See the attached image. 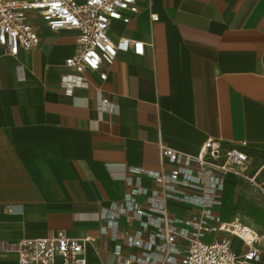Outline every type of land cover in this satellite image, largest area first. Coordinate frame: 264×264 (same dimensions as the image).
<instances>
[{
  "label": "crops",
  "instance_id": "0c3cea01",
  "mask_svg": "<svg viewBox=\"0 0 264 264\" xmlns=\"http://www.w3.org/2000/svg\"><path fill=\"white\" fill-rule=\"evenodd\" d=\"M137 1L139 11L113 21L109 35L141 41L143 54L119 52L106 80L86 71L70 95L60 78L75 74L64 65L75 30L52 31L30 12L39 44L17 55L0 47V264H17L19 239L56 230L91 239L89 264H116L98 212L121 199L129 168L168 170L160 144L195 156L207 139L245 143L254 182L227 174L217 213L264 231V0ZM101 96L117 113L96 111ZM141 185L153 182L141 176ZM227 207L235 214L224 215Z\"/></svg>",
  "mask_w": 264,
  "mask_h": 264
},
{
  "label": "built area",
  "instance_id": "2783aa9c",
  "mask_svg": "<svg viewBox=\"0 0 264 264\" xmlns=\"http://www.w3.org/2000/svg\"><path fill=\"white\" fill-rule=\"evenodd\" d=\"M137 0H0V47L17 55L39 44L30 12L38 14L52 30L77 32L75 52L64 65L75 74H65L60 85L70 95L86 85L84 72L107 78L106 66L119 52L143 54V43L121 36L113 40L110 24L127 23L128 14L139 11ZM100 113H117V106L101 96L95 104ZM242 143L241 146H244ZM241 146H226L207 139L198 153L178 152L159 145L160 162L168 170L129 168L127 189L121 199L98 212L100 234L113 243L116 264H250L264 256V231L241 220L223 221L217 213L227 174L254 182L245 174L251 162ZM141 176L153 185H141ZM8 205L13 213L17 207ZM135 226H131L132 223ZM224 236L214 240L204 237ZM246 247L242 254L232 249L231 238ZM88 237H70L63 230L41 238H21L13 244L17 264H89L84 255ZM125 249H129L125 253Z\"/></svg>",
  "mask_w": 264,
  "mask_h": 264
},
{
  "label": "rangeland",
  "instance_id": "374dc122",
  "mask_svg": "<svg viewBox=\"0 0 264 264\" xmlns=\"http://www.w3.org/2000/svg\"><path fill=\"white\" fill-rule=\"evenodd\" d=\"M263 160H264V158H262ZM261 186V185H260ZM260 186H257V188L261 191V192H263V194H264V190L262 189V188H260ZM223 214L224 215H229V214H235V212H234V210L232 209V208H229V207H227V208H224L223 209ZM247 222H249V221H247ZM204 239L205 240H207L208 239V237H204Z\"/></svg>",
  "mask_w": 264,
  "mask_h": 264
}]
</instances>
